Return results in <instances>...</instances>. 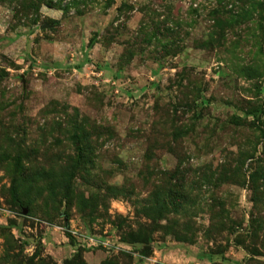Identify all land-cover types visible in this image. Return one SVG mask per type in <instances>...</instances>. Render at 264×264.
Segmentation results:
<instances>
[{"label":"rangeland","instance_id":"rangeland-1","mask_svg":"<svg viewBox=\"0 0 264 264\" xmlns=\"http://www.w3.org/2000/svg\"><path fill=\"white\" fill-rule=\"evenodd\" d=\"M82 2L0 3V264H264V0Z\"/></svg>","mask_w":264,"mask_h":264},{"label":"trees","instance_id":"trees-1","mask_svg":"<svg viewBox=\"0 0 264 264\" xmlns=\"http://www.w3.org/2000/svg\"><path fill=\"white\" fill-rule=\"evenodd\" d=\"M15 2L21 9V12L23 13L25 18H28V16H31L29 18V23H35L39 19V10L40 7L46 6L48 8L58 9L61 10L63 13H68L70 9L76 8L83 3L81 0H12ZM0 3H4V0H0ZM113 3V0H107L106 6H110ZM79 14L80 11H77ZM89 147V144H88ZM77 150V161L79 162L81 160V157L83 155V147H76ZM19 163V160H18ZM81 253L80 251H77L75 255L73 256V261L80 257ZM67 263V262H66ZM103 264H107V261H104Z\"/></svg>","mask_w":264,"mask_h":264}]
</instances>
